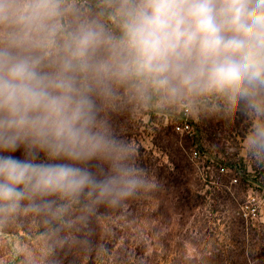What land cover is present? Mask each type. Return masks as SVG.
<instances>
[{
    "label": "clouds",
    "instance_id": "9594fccd",
    "mask_svg": "<svg viewBox=\"0 0 264 264\" xmlns=\"http://www.w3.org/2000/svg\"><path fill=\"white\" fill-rule=\"evenodd\" d=\"M143 110L242 113L264 167V0H0V226L91 248L101 207L156 186L112 121Z\"/></svg>",
    "mask_w": 264,
    "mask_h": 264
},
{
    "label": "rangeland",
    "instance_id": "374dc122",
    "mask_svg": "<svg viewBox=\"0 0 264 264\" xmlns=\"http://www.w3.org/2000/svg\"><path fill=\"white\" fill-rule=\"evenodd\" d=\"M181 116L184 114L149 110L112 116L116 131L138 146L139 165L157 179L152 191L123 205V211L128 209L142 217L131 224L139 231L145 248L135 264H264V176L257 174V181L250 188L240 173L230 168L226 174L216 166L209 171L203 169L208 160L253 164L242 150L249 127L246 117L237 113L232 122L188 117L193 135H183L173 129ZM197 149L202 157L198 166L190 159ZM172 161L183 168L186 176L178 177ZM205 175H209L212 184L204 182ZM234 177L239 181L231 184ZM154 192H158L157 202L142 205L144 196ZM250 196L255 199L251 202L256 204L259 215L245 221L237 213ZM43 227L39 220L23 217L0 226V264H118L108 250L113 243H105L108 248L102 258V254L95 253L99 242L92 240L93 256L86 260L88 247L54 245L44 235L35 237ZM88 230L101 232L97 226L89 225Z\"/></svg>",
    "mask_w": 264,
    "mask_h": 264
},
{
    "label": "trees",
    "instance_id": "16d2710c",
    "mask_svg": "<svg viewBox=\"0 0 264 264\" xmlns=\"http://www.w3.org/2000/svg\"><path fill=\"white\" fill-rule=\"evenodd\" d=\"M182 118L183 116L179 118L178 122H181ZM175 126L176 124L173 126L174 131H176ZM15 155H20V153L17 152ZM171 163L175 165L176 171L180 174V175L178 174V177L186 176L182 167L178 166L173 161ZM223 164L227 165L228 169L230 168L231 171L233 170L236 174L240 173V176L243 177L241 180L246 182L248 186H250V188H252V186L257 181V176H258L257 174H262V176H264V167H258L255 164L247 165L245 162L243 165L241 163L232 164L225 160H222L221 163L219 162L215 163L213 160H208V165H210L211 167L216 166L218 171L221 165ZM259 169H261V172ZM207 177L208 180L207 181L205 180L204 182L208 185L212 184L213 182H211L209 175H207ZM199 179H202V177ZM155 182H157L156 178H155ZM262 187H264V183ZM157 194L158 192L146 194L144 196V199L142 200V205L146 206L149 203L152 204L153 202H157L158 200ZM182 199L188 200V197L182 196ZM133 201L134 203L136 202L135 200ZM123 207H124L123 205L117 208L101 207L98 210L97 214L91 219L89 224L91 227L97 226V228H101V232L100 234L90 232L91 233L90 239L91 241L93 240L95 242H99L100 247L96 246L95 253L98 252V254H102V258H103V254H106L105 249L108 248L105 247V243L108 244L113 243V246H111L108 250L110 251L109 253H111L112 256H114L115 263L135 264V261L142 256L143 252L145 251V248L142 239L140 238L139 231L136 229L134 225L131 224L132 223L135 224V222L139 221L142 217L138 216L136 213H133L131 212V210L128 209H125L123 211ZM214 211H218V209ZM123 219H125V222L127 224L123 223L124 221ZM45 230H46L45 227L39 229V231L34 234L35 237L43 236ZM23 232L27 233L28 235H31V232L28 230H23ZM93 241L92 244H94ZM93 246H91V248ZM91 248L86 249V251L89 253L88 255H86L88 256L86 257V260L90 259V257L93 256L90 251Z\"/></svg>",
    "mask_w": 264,
    "mask_h": 264
},
{
    "label": "built area",
    "instance_id": "2783aa9c",
    "mask_svg": "<svg viewBox=\"0 0 264 264\" xmlns=\"http://www.w3.org/2000/svg\"><path fill=\"white\" fill-rule=\"evenodd\" d=\"M175 130L181 134L193 135V132L191 130V122L189 121L188 116H185V115L183 116L182 121L180 123L176 124ZM190 159L193 161V163L196 166H198L197 162H199L202 159L201 151L199 149L194 150L191 153ZM210 168H211L210 165H205L203 167V169L206 171H209ZM228 170L229 169H228L227 165L223 164V165H221L219 172L222 174L223 173L226 174L228 172ZM205 173H207V172H205ZM203 179L207 181L208 180L207 175L203 176ZM238 181H239L238 178L234 177V178H231L230 183L235 184V183H238ZM252 200H255V199L250 196V199L245 204H242L239 206V210H238L237 214L239 216H241V218L244 219L245 221L246 220L247 221L255 220V219H257V217L259 215L258 208H257L256 204L254 203V201L251 202Z\"/></svg>",
    "mask_w": 264,
    "mask_h": 264
}]
</instances>
